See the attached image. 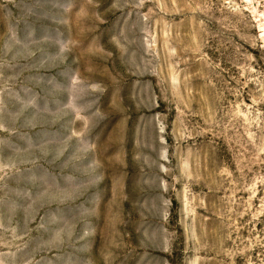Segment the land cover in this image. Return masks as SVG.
Returning <instances> with one entry per match:
<instances>
[{
  "label": "rangeland",
  "instance_id": "1",
  "mask_svg": "<svg viewBox=\"0 0 264 264\" xmlns=\"http://www.w3.org/2000/svg\"><path fill=\"white\" fill-rule=\"evenodd\" d=\"M0 264H264V0H0Z\"/></svg>",
  "mask_w": 264,
  "mask_h": 264
}]
</instances>
